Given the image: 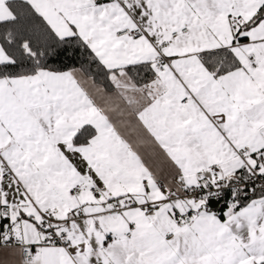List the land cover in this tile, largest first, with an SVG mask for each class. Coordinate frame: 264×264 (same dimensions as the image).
Returning a JSON list of instances; mask_svg holds the SVG:
<instances>
[{"label":"snow or ice","instance_id":"1","mask_svg":"<svg viewBox=\"0 0 264 264\" xmlns=\"http://www.w3.org/2000/svg\"><path fill=\"white\" fill-rule=\"evenodd\" d=\"M0 264H264V0H0Z\"/></svg>","mask_w":264,"mask_h":264}]
</instances>
